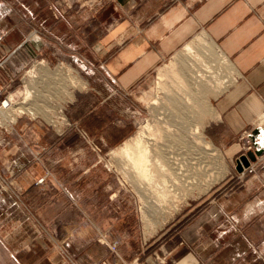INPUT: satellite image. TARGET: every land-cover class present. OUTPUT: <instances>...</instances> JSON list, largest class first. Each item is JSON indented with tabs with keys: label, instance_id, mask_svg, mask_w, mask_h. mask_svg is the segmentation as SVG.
<instances>
[{
	"label": "crops",
	"instance_id": "crops-1",
	"mask_svg": "<svg viewBox=\"0 0 264 264\" xmlns=\"http://www.w3.org/2000/svg\"><path fill=\"white\" fill-rule=\"evenodd\" d=\"M121 3L130 8L101 39L90 41L87 32L94 30L88 22L95 16L89 9L66 11L64 0H0V60L8 58L6 72L14 78L16 66L45 56L47 46L88 63L72 51L83 41L97 65L94 70L86 66L91 91L111 111L114 103L130 101L193 39L205 35L230 71L222 74L229 81L223 89H209L208 97H215L203 113L209 117L203 133L221 160L218 150L223 152L229 172L222 161L226 173L220 184L203 188L201 199L188 203L168 225L165 220L145 245L138 239L125 248V217L104 220L98 215L104 189L93 183L103 174L83 156L82 146L48 142L45 127L19 123L10 135L13 146L0 147V264H63L56 244L83 264H156L155 255L168 264H264V184L251 175L241 181L235 170L245 149L255 146L263 151L254 163L264 177V127L258 126L264 114V0H186L181 7L165 0ZM26 4L37 10L27 11ZM26 146L36 147L37 153ZM59 148H70L80 170L69 167L66 176L51 174L46 163L64 159L56 158ZM185 217L192 218L183 230L140 261L147 243L159 241L164 228ZM103 236L108 243L119 242L116 253L100 243Z\"/></svg>",
	"mask_w": 264,
	"mask_h": 264
},
{
	"label": "rangeland",
	"instance_id": "rangeland-1",
	"mask_svg": "<svg viewBox=\"0 0 264 264\" xmlns=\"http://www.w3.org/2000/svg\"><path fill=\"white\" fill-rule=\"evenodd\" d=\"M64 1L66 3V0ZM185 1L186 0H165V4L168 3L169 5L172 4L173 7L175 6L181 7L185 3ZM119 3H120V0H114V1L113 0H102V1H99L98 4L97 2H91L90 0H79L77 1L76 5L73 4L71 9H68L64 4L63 5L65 6L64 8L66 11L89 9L88 13H91V15H94L95 18L88 22L90 23V27L94 31L87 32V35H88L87 39H89L90 41L92 40L98 41L104 36V34L107 32V30L112 25L116 24L118 18L124 15L123 12L127 11L128 8H130V5L121 3V5L119 6ZM15 4L17 3L15 2L14 5ZM14 5L10 4V6L8 7L10 11L13 10V8L15 7ZM25 6L27 7L28 5L26 4ZM99 8H101V10ZM28 10L30 12H33V11H36L37 9L32 10L31 7L30 9H28L27 7V11ZM31 21H32L31 23L34 22L33 20ZM80 37L81 36L79 34L78 36L79 40H81ZM72 51L78 54L76 56L79 58V60H82L83 58L87 60L88 63L84 62L83 60L82 61L84 63L76 62L75 61L76 59H71L70 57L66 56L65 53L61 54L60 52L56 51L55 48L51 46H47L45 56H42V57L40 56L38 58H35L29 61L26 65H22V66L18 65L15 67V71H13L14 72L13 83L10 86V88L7 89L6 92L15 94L18 97L19 96L24 97L25 95L23 93L24 91L23 85L25 86L27 82L29 81V78L27 77V72L30 70V68L35 63L42 62L43 65L46 66L47 69H49L51 72H56L57 74H59L58 77L51 78L52 79L51 81L49 80V85H51L52 87L51 89H49V92L51 90L50 95L54 93L53 94L54 96L53 95L51 96V100L49 102L53 110L50 109V111L42 112L41 111L43 110L42 105L44 103L43 104L41 103V105H40V102L42 101H40L39 103H34L38 106L37 109H39V111H37V114H35L37 115V118L31 119L32 116H27V117L20 119L18 121V124L19 123L37 124V125H41L42 127H45V135H46V139L48 142H55L59 138L63 139V138L68 137L67 139L71 141L73 140V142L77 141V144H76L77 146H80V147L82 146V149L84 150L83 156H86L92 160L93 165L95 167L94 169L98 170L97 173L103 174L101 176L99 175V177H102V180H98V181L94 180V183H93L94 187L98 186V189L99 188L104 189L103 198L97 201V203H100L103 206L102 208H100L102 212L99 211L98 215L100 216V218L104 220L105 219L114 220L115 218H119V216L125 217V220L129 222V228L126 230L127 233H126V238H125V243H124V247L126 248L128 247V243L130 241L138 243V239H140L141 225H142L140 222V219L143 221L144 229H148L147 226H151L155 223L146 225V223H151V221H145L143 219L142 213H140V211L142 212L141 207H143L142 206L143 198L140 197V194L137 192L138 180H135L131 176L130 174L131 170H129V168L125 165L126 163L124 162V157L122 153H120L121 152L120 146L125 141H127L129 138L136 136L137 133L141 131L142 129L141 127L148 126V128L151 131H154L158 128L163 127V124L165 123L167 119H169V126L167 128L171 129L172 132H176L178 135H175L172 133L170 134H172L176 138H181L183 140L185 139L187 142L191 144H194L195 142V147L197 148H199L200 146L197 143V140L193 141V140L188 139L187 134H182L178 132L176 129H173V126H172L174 122L180 121L179 111L176 105L173 106V104H175V101H177L176 95L181 96L183 94L179 89H176V87L179 85V84L177 85V82H179V80L181 79V74L179 71L177 72L174 68L170 67L172 60L170 61V63L166 61L164 65H161L158 71L155 72L149 78L145 86L141 90L136 92L133 95V97H131L130 101H127L126 103H118V102L114 103L116 110L114 109V110L109 111L108 109H105L106 106L104 107L105 105L104 101H102V99L101 100L99 99V106L102 107V111L105 115L113 119V125L115 127L126 128L130 126L132 128L131 134L128 135L122 143H120L114 148L109 147L107 143H105L103 140L95 139L89 135L91 138L95 140V142H97L102 147L103 153L99 159L94 154H92L89 150L86 149V146L81 142L82 140L79 138L78 134L74 131L73 127L76 126L79 129H82V130L84 129L78 125H74V123L70 120L71 109L77 108L78 105L87 101V99L91 95L98 97L96 93L91 91V87L88 83V77L86 75L88 73L86 70V66L88 67V69L91 68L94 70V68L97 67V65L94 64V62L92 61V58H90L91 54L89 53V51H87L85 42L82 41L80 43L79 41L78 44H76V50H72ZM5 69L1 71L0 74L2 75L4 80H7L10 77V73L8 72V77H7V72ZM50 75H53V73H49L47 76H50ZM59 77L61 78L60 79L61 81H59ZM72 77H75L77 80H79L80 85H77L75 87L73 86L70 87V85H72L71 83ZM46 79L47 77H45V75L42 74V77L40 78V83L42 84V82ZM57 82L61 84L59 85ZM83 83H85L84 86H83ZM53 85H55L54 87L56 89L53 87ZM160 85L163 86L162 92L159 90ZM214 97L215 96H210V95L208 97V94H207L206 100L208 101L210 105L212 104V100ZM59 98L63 99V104H62V107H63L62 114L63 115L57 114L55 109L53 108L56 106V103H58ZM28 100H30L29 105L31 106V104L33 103V99L29 98ZM142 100H144L143 101L144 103L142 102ZM154 102L155 104L151 105ZM199 105L203 106L204 111H205L206 103L200 102ZM162 113H167L168 116L165 117L163 115L161 118V122L159 123V121H157L156 118H160ZM170 114L172 115L170 116ZM199 115L200 116H198V120H197L199 132L201 136H205V134L203 133L204 125L208 122L209 117L207 115H204L203 113H200ZM57 117L66 118L70 122L71 126L70 127H60V126L55 127L54 125L56 124ZM164 125L166 126V124ZM84 131L87 132L86 130ZM8 138H10V136ZM62 142L63 144H65L64 141ZM65 147H67V145H65ZM26 148H29L30 150H32L33 153L34 151L35 152L38 151L36 147L32 149V147L26 146ZM218 151L220 152L222 156V161L227 168V174H228L229 167L225 161L224 154L222 151L220 150ZM57 156L59 158L61 157V159L62 158L64 159H62L60 163H53V164L49 162L46 163L47 168L49 169L51 174L56 175L57 173V176L58 175L66 176L67 174H69L68 172H66L67 169H69V167L72 169H75V167H77V171L80 170L79 165H76L73 162L75 157H73L72 151L70 150V148L69 149L59 148V150L56 151V158ZM49 164H51V166ZM89 171L92 172V169H89ZM222 179L223 178L218 176L217 182L210 187H213V186L216 187L218 184L221 183ZM90 181L91 182L89 183L88 187L90 189H93V185H91L93 181L92 180ZM97 182L100 184H97ZM204 187L205 185H203L201 188V191H198V193L196 194H193L194 191L191 192L184 198V200H180V201L176 200L175 202L176 210H169V212L171 211L170 212L171 214L166 213L163 217H161V215H158V217L163 218V219L165 218L164 219L166 220L165 225L166 224L168 225V223L171 220L177 218V216L182 211H184V209L186 208L185 203L191 204L194 201H197L198 199H201L203 197L202 189ZM196 191L197 190H195V192ZM160 218L157 220L161 221ZM154 230L156 229L155 228H153V230L149 229L148 233L146 232L147 241L151 239L150 238L151 235H154ZM158 230H159V227L157 228V231ZM124 247H122V250H124ZM166 250L168 251L167 248Z\"/></svg>",
	"mask_w": 264,
	"mask_h": 264
},
{
	"label": "bare ground",
	"instance_id": "bare-ground-1",
	"mask_svg": "<svg viewBox=\"0 0 264 264\" xmlns=\"http://www.w3.org/2000/svg\"><path fill=\"white\" fill-rule=\"evenodd\" d=\"M181 52L173 57L170 64L171 68L181 74L176 89L183 93L181 96L176 95L177 101L173 106L176 105L179 111L180 121L174 122L172 126L178 132L187 134L188 139L197 140L199 148L195 147V142L191 144L185 139L174 137L172 134H178L167 128L169 119L164 123L166 126L162 123L163 127L154 131L148 126L141 127L136 136L129 138L120 146L125 165L131 170V176L138 180L137 192L143 198L140 213L145 221H151L146 225L155 223L153 220L155 216L163 217L169 210H175L176 200H184L193 190H200L203 185L209 187L215 184L218 176L222 178L225 172V166L217 150L200 135L197 120L200 113H206L208 108L206 95L212 91L211 88L219 91L228 84V80L223 81L221 78L223 72L230 71L228 61L202 34L193 39ZM49 73L53 75L47 76ZM42 74L47 79L41 84ZM58 76L59 74L51 72L42 62L35 63L30 68L27 72L29 81L24 86L23 93L26 100L33 99L31 106L36 109L38 106L34 103L42 101L40 105L41 103L46 105H42V112L52 109L49 102L54 93L50 95L49 89L52 87L49 80ZM60 79L59 77V81ZM71 83L70 87L80 85L75 77L71 78ZM159 90L163 91L162 85ZM200 102L206 103L205 111L204 107L199 105ZM154 104L155 102L151 105ZM61 109L57 107L58 113L62 112ZM168 114L162 113L156 120L160 123L162 116L166 117Z\"/></svg>",
	"mask_w": 264,
	"mask_h": 264
},
{
	"label": "built area",
	"instance_id": "built-area-1",
	"mask_svg": "<svg viewBox=\"0 0 264 264\" xmlns=\"http://www.w3.org/2000/svg\"><path fill=\"white\" fill-rule=\"evenodd\" d=\"M73 4H75V0H66V3L64 1V5L68 9H71ZM7 59L0 60V73L1 71L5 69V64H6ZM223 76H226V75L224 74ZM7 77H8V73H7ZM227 79H232V75H229V76L227 75ZM12 83H13V78L9 77L7 80H4L2 75L0 74V147H12L13 146L12 142L10 141V138L8 137L12 134L13 128L18 124V121L20 119L27 117V116H32L31 119L37 118V115H35L37 114V111H36L37 108L35 109L33 106L30 107L29 105L30 100H26L25 96L18 97L15 94L6 92L7 89L10 88ZM23 88H24V85H23ZM62 104H63V99L59 98L58 103H56V106L54 107V109L56 108L55 111L57 114L63 115L62 114L63 112L58 113V110H57V107H61L63 109ZM263 116L264 114L262 115L260 121L258 122L259 127H264V119H262ZM54 126L55 127H58V126L70 127L71 124L66 118L57 117L56 124ZM73 128H74V131L78 134L79 138L82 140L81 142L86 146V149L89 150L92 154H94L96 157L100 159L103 153L102 147L97 142H95V140L91 138L89 134L85 132L84 130L79 129L76 126ZM203 137H204V141H207L206 137L205 136ZM254 149H255V146H249L245 150L246 152H248V151H253ZM247 175H251V176H254L260 179L264 184V177L263 175H258L256 163L250 164V166L239 175V179L243 181ZM43 182H44V179H41L38 183L42 184ZM193 191H194L193 194H196L199 190H197L196 192L195 190ZM185 204L188 205V203H185ZM170 212H168L167 214H171ZM159 218L160 217L155 216L153 220L155 221V224L156 223L157 224L156 225L154 224L152 226H147L148 229H144L143 221L140 219V222L142 224L140 239L143 240L144 245L146 244V241H147L146 234L148 233V230L149 229L153 230V228H155L156 230H154V234H156L158 226L164 224L165 218L164 219L160 218L161 221H158L157 219ZM225 218L232 224V219L229 216L225 215ZM99 241L101 244L106 245L112 253H116V250L119 246L118 241H113V242L108 243L105 236L101 237ZM56 249L58 251L59 257L62 260L63 264H83L82 262L73 258V256L68 252L67 248L64 245L56 244ZM154 259H155L156 264H168V261L166 259L159 257L158 255H155Z\"/></svg>",
	"mask_w": 264,
	"mask_h": 264
},
{
	"label": "trees",
	"instance_id": "trees-1",
	"mask_svg": "<svg viewBox=\"0 0 264 264\" xmlns=\"http://www.w3.org/2000/svg\"><path fill=\"white\" fill-rule=\"evenodd\" d=\"M161 12L164 13L165 9H162ZM70 120L74 125L86 130L91 137L103 140L111 148L122 143L132 132L130 126L126 128L115 127L113 119L103 113L102 107L99 106V99L94 95H91L87 101L78 105L77 108L71 109ZM67 138H59L56 141H64L67 146L77 144V141L73 142V140L71 141ZM191 218L185 217L183 220L175 221L174 225L164 228L156 237V239L159 238V241L153 245H151V242L147 243L144 255L140 258V261L145 260L155 250H158L161 245L167 244L171 238L175 237L188 225ZM123 225L124 228H129L127 220H125Z\"/></svg>",
	"mask_w": 264,
	"mask_h": 264
},
{
	"label": "water",
	"instance_id": "water-1",
	"mask_svg": "<svg viewBox=\"0 0 264 264\" xmlns=\"http://www.w3.org/2000/svg\"><path fill=\"white\" fill-rule=\"evenodd\" d=\"M261 130H257V133ZM262 149L260 150H254V151H248L246 154L241 155L236 160V166L235 170L238 174H241L245 169H247L250 164L254 163L256 161V158L260 157L262 155Z\"/></svg>",
	"mask_w": 264,
	"mask_h": 264
}]
</instances>
